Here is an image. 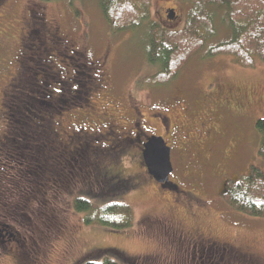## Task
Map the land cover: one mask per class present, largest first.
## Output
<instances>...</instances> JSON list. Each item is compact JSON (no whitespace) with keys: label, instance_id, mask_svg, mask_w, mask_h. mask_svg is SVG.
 <instances>
[{"label":"rangeland","instance_id":"obj_1","mask_svg":"<svg viewBox=\"0 0 264 264\" xmlns=\"http://www.w3.org/2000/svg\"><path fill=\"white\" fill-rule=\"evenodd\" d=\"M0 3V136L7 122L2 108L4 93L42 89L41 81L47 80H43V69L62 82L80 78L89 87L88 101L82 110L73 107L64 115L53 117L58 134L56 141L58 138L62 144L53 142L46 149V157L50 161L54 160L50 151L52 154L59 151L65 143V135L71 130L84 129L90 137L100 135H93L94 132H107L103 141L96 144L115 149L118 147L115 134H120L119 138L132 136L128 130L132 129L138 115H142L139 120L146 126L145 131L160 137L163 131L157 118L170 117L172 133L164 135L165 138L170 137L164 141L172 147L170 162L173 173L169 180L204 202L200 205L202 208H197L194 203L188 205L190 213L187 214L178 210L179 218L187 228L198 226L204 236H211L218 242L234 243L235 239L238 240L236 243L247 242L253 251L252 256L261 255L264 261V217H251L236 211L227 204L223 194L217 193L224 179L236 181L248 175L252 167L264 173V158L258 155L261 135L255 125L257 120L264 119V62L254 56L253 64L245 66L251 55L243 60L228 53L208 55L212 47L231 40L232 32L225 18L226 12L229 14L232 9L226 12L225 9H216L209 13L215 28L213 35H207L203 46L195 50L166 82L157 79V67L146 60L147 31L144 23H153L159 32L180 30L185 26L191 8L187 2L151 0L144 23L137 26V22L130 29H113L96 0H2ZM26 7L30 9L31 16L36 15L35 10L44 13L45 25L56 29L67 41H64V47L72 44V63L67 64L66 59L60 56L61 52L69 55L67 49L64 50L66 52L60 48L58 52L50 51L45 45L48 43L43 41L41 46L45 45L48 51L41 46L38 52L34 51L37 47L33 44L34 37L40 36L32 26L27 28L22 23L27 21ZM169 8L173 9L174 18L172 14L168 15ZM31 27V38L25 39V32L28 33ZM58 43H62L61 40ZM79 54L96 64L90 73L84 69L83 60L75 57ZM45 87L44 91H47ZM72 87L77 88L76 84ZM216 89L221 92L214 93ZM66 91L64 87L63 94ZM225 92H229L228 109L202 117L213 112L210 101L214 98L200 96L214 93L213 96L219 98L228 94ZM202 101L207 103L203 107L205 111L201 109ZM152 114L156 115L155 119ZM204 120L208 124L211 121L216 128L209 142H187L184 133H197ZM218 132L221 135H217ZM126 154L118 161L117 175L129 180L131 187L126 185L119 190L120 196L102 197L99 188L103 187L96 186V193L88 199L95 207L112 202L126 204L132 215L128 228L116 230L96 222L84 223L85 218L92 221L98 213L87 216L75 210L74 195L84 192L86 196L90 192L86 190V183L78 182L70 190H65L72 177L69 171L75 168V162L71 163L69 158L70 164L64 165L69 177L54 181L46 171L47 176L36 190L38 198L32 203L27 207L23 204L31 197L30 192L21 197L24 201L20 199L19 204L2 207L6 216L2 221L14 234L17 245L24 247L16 248L12 244L5 248V243L0 241V264H80L86 255L100 257V251L106 248H116L126 257L124 262L116 260L117 264H194L189 257L190 249L186 250L184 246L178 250L179 236L167 227H159L153 220L172 204L170 197L173 192L169 193L166 188L170 184L162 186L154 181L146 168L139 165L138 158ZM207 154L211 157L207 158ZM74 179L71 178L72 181ZM64 228L72 230V233H59ZM183 241L187 240L182 238ZM45 242L50 246L45 247ZM35 244L37 248L32 251Z\"/></svg>","mask_w":264,"mask_h":264},{"label":"trees","instance_id":"obj_2","mask_svg":"<svg viewBox=\"0 0 264 264\" xmlns=\"http://www.w3.org/2000/svg\"><path fill=\"white\" fill-rule=\"evenodd\" d=\"M96 1L99 3L102 15L113 29H130L135 27L137 22H139L138 26L145 21L151 0ZM180 1L187 2L191 6L182 29L159 32L153 23L143 22L147 31L146 60L157 67L158 80L168 81L183 62L195 50L203 46L205 37L213 35L215 28L212 27L209 13L216 9H225V12L232 9L229 14L226 12L225 18L232 32L231 40L212 47L208 55L228 53L238 60L251 55L250 62L244 64L245 66L253 64L252 57L254 56H258L264 62V0ZM45 45H48L50 50V45ZM45 45L40 46L44 51H48ZM43 71L45 72L43 80L47 79L46 82L41 81L43 89L46 86L47 91L44 93L39 88H34L29 89L28 93L22 90L11 93L9 90L4 96L3 107L7 126L6 136L0 141V228L6 225L2 221L3 217H6L2 213V207L14 203L19 204L20 199L24 201L21 197L31 192V197L23 203L24 207H27L38 198L36 190L40 188L44 176H47L44 170L48 171L49 176L56 174L55 170L52 171L50 167L45 168L51 161L47 159L43 148L42 153L35 156L23 155L25 149L22 145L27 142L31 143L41 135L44 140L53 137L52 118L57 114L58 106L64 102L63 97L56 96L53 92L56 76L53 77L44 69ZM255 125L261 135L258 155L264 158V119L257 120ZM49 141H45L43 145L47 146ZM70 162L73 163L74 160ZM54 167L57 166L54 165ZM223 198L236 211L251 217L263 218L264 173L252 167L248 175L236 181L229 179ZM90 201L82 197L74 201L76 211L87 214V216L98 213V217H94L92 221L85 218V224L96 222L116 230L128 228L131 225L132 215L126 204L112 202L95 207ZM100 252H102L100 257L86 255L80 264H117L116 260L124 262L126 258L116 248H106Z\"/></svg>","mask_w":264,"mask_h":264},{"label":"flooded vegetation","instance_id":"obj_3","mask_svg":"<svg viewBox=\"0 0 264 264\" xmlns=\"http://www.w3.org/2000/svg\"><path fill=\"white\" fill-rule=\"evenodd\" d=\"M1 1L2 0H0V2ZM0 5H2V3H0ZM168 10H169L168 15L172 14L174 18L175 15H174L173 9L169 8ZM30 12H31L30 9L26 7L25 14L27 15V21L22 22V23L27 28L28 26H32L35 29L34 31L40 36L39 38L34 37L35 43L33 44H37V47L34 51L35 52L39 51L40 45H41L40 43H42L43 41L44 43H48L49 45H54L53 47L50 48V51L58 52V48H60L62 51L67 49V52L69 53V55H66L62 52L61 54L60 53L59 54L61 57L66 59L67 64L72 63L70 62V60L73 59V56L71 53H74L73 49L70 48L72 44L69 43L65 47L63 46L64 41L65 42L67 41L58 34V31L56 29L51 28V26L47 27L45 25L44 13L42 11L35 10V14H36L35 16H31ZM173 18H169V19L173 20ZM32 27L28 29V33L25 32V35H24L25 39L31 38L30 33L32 32V29H33ZM55 39H56V42H55ZM20 40L23 41V39H20ZM59 40H61L62 43H58ZM33 44L31 43V45ZM58 44H60L59 47H58ZM75 57H80V59L83 60L84 67H85L84 69L89 71V73L91 70L95 69L96 64L91 61L86 60V57L83 54L75 55ZM89 64H91L92 67ZM100 65L98 66L100 67ZM96 72H98V68H96ZM88 75H90L91 77V74H88ZM56 78L57 80L54 81V84H53L54 86L53 92H54V95L63 97L64 102L60 104V106H58L57 108L58 111H56L57 114L55 116L59 117L60 115H64L65 112L73 110L71 109L73 107H76V109L78 110L81 108L82 110L85 107L86 101H88V98H87V96L89 95L88 83L86 81H81L80 78L78 80L79 82L74 79H71V80L65 79V82H62V79H60L57 76ZM74 78L75 79L77 78V76L75 77V73H74ZM86 80L88 81V79ZM75 84L77 87L76 89L72 87V85L75 86ZM63 86L67 88L66 92L68 94H66V92L65 94H63L62 92L64 88ZM39 90L42 91V93H44L43 87L42 89H39ZM219 92H221L220 89H216L214 91V93H219ZM225 93H228V94L222 95L219 98L214 97L213 94L209 96L199 95L201 98H204V99H207L208 97H210L211 99L214 98V100L210 101L213 112L210 111V113L207 116H204L203 114L202 117L206 118L211 114L220 113L221 111L228 109L227 106H228L229 101L227 97L229 96V92H225ZM77 94H81V95H77ZM5 95L6 93H4L3 96ZM75 96H79V98L75 99ZM200 102H198V104H200ZM206 106H207V103L202 101L201 109L205 111L203 107H206ZM2 108L4 110L3 105H2ZM133 108H136V107H133ZM3 113H4V119L6 120L5 112ZM70 113H73V112H70ZM141 117H142L141 114L138 115L137 118L132 123V129L128 130L130 133L131 132L133 133L132 136L125 135L123 136V138H119L120 134L119 135L115 134L114 140L118 144V147L115 149L103 147V146L96 144V143H100L101 141H103L104 136L107 132H101V133L94 132L92 133L93 135L94 134H100V135L90 137L86 134V131H84V129H80L79 131L71 130L69 133L65 135V138H64L65 143L63 147H61L59 151L53 154L50 151L51 153L50 155L51 157L53 156L54 160L51 161L49 165L52 166L50 167L52 171L55 170V173H56L54 175H51L54 177V181L62 180V177L70 176V175L66 176V174H68V171L64 168V165L67 163L70 164L68 161H69V158H71L75 162V168L74 170L69 171V173L71 174L73 178L75 177V179L72 181L71 180L72 177L70 178V185L65 190L66 191L70 190L71 189L70 187L71 186L73 187V185L76 182H78L81 184L86 183L87 184L86 190L90 192L86 196L84 192L81 194L79 193L78 195H74L75 197L73 198L75 200L80 197L88 199L89 196H92L94 193H96L94 192V188L96 186L103 187V189L97 187L100 189L99 194L102 195V197L103 196H113V195L120 196L119 192L123 188H125L126 185L128 186L130 182L125 177H120L117 175V170L119 168L117 164H118L119 159L121 157L123 159L127 155L126 153H129L132 156H135L136 158H138V163L141 167H145L144 161H143L144 145L147 142V139L149 137L160 136L156 134H148L145 131L146 126L143 123H141L142 120H139V118ZM151 117L155 119L156 115L152 114ZM214 118L215 120H217L216 117ZM157 119H158L157 120L158 124L161 126V129L163 131V134L161 136L164 137V135L166 134H171L172 129H171L170 117L160 116ZM52 121H53V128H54L53 137L52 138L49 137L47 138V140H44L41 135L40 137L32 140L31 143L27 142L25 145H22L25 149V152L23 154L24 156L31 157L39 153H42V148L44 149V153H46L47 151L46 149H49L50 145L53 144V142L59 145L62 144L58 138L56 141V137L58 136V134L54 126L55 120H53V118H52ZM176 123H178V121ZM6 126H7V123L4 124V133H2V135L0 136V141H2L4 137L6 136ZM215 129L216 128H214L213 125H211V121H209V124H208L206 123V120H204L201 122L199 131L197 133H193V132L191 133L183 132V133L186 135L188 139L187 142L193 143L195 141H198L199 143L202 144L203 142H206L210 139V136L212 135L213 131L215 132ZM216 134L221 135L219 132ZM168 138L164 137L163 140L164 139L166 140ZM45 141H49L47 146L43 145ZM233 142L235 143L234 140ZM69 148H71V150ZM128 148H133V149H128ZM132 151H134V153H131ZM121 152L123 153L121 154ZM170 155H172V147H170ZM206 156L207 158L211 157L209 154H207ZM19 164L21 165L20 162ZM54 165H56L57 167H54ZM45 168H47V166H45ZM46 171L47 170H44V172ZM62 172L65 175L61 174ZM172 173H173V169H172ZM219 174L224 176V174L222 173H219ZM170 177L171 175L169 176V178ZM169 181H170L169 183L170 185L166 188L168 189L169 193L173 192V195H171L170 197V201H172V204L168 205V207L165 210H163L159 214L158 217H154L153 220L155 221L156 225H159V227H163V226L167 227L169 230L173 231L174 234H177L179 236L180 243L178 246V250H180L184 246L186 247V250L190 249L189 257H190L191 262H193L194 264H264V261L261 255L252 256L253 251L250 250V245H248L247 242L239 241L238 243H236L238 241L236 239L234 240V243L218 242L211 236H207V235L204 236L203 232L200 230L198 226L187 228L186 225L179 218L178 212L182 210L186 214L190 213V211H188L190 206L188 205H190L191 203H194L197 208H202L200 207V205L204 202L199 199H195L196 197L191 191H189V194H188L184 189L180 187L179 184L171 180ZM224 182L221 184V186H219V189L217 192L219 193V195L220 193L222 195L225 192L228 180L224 179ZM51 183H49L50 186H51ZM128 187H131V185H129ZM183 190L185 192H183ZM73 198L71 197L70 200H72ZM180 203L183 205H180ZM188 215L192 216L193 214H188ZM148 219H151V218H148ZM62 232H64L65 235H69L72 233V230L67 231L64 228L59 231V233H62ZM182 238H185V240L187 241L186 242L183 241L182 243ZM0 241L5 243V248H6V245H9V248H10L12 244H15L16 248L24 247L23 245H17L18 241L15 239L14 234L9 230V227L7 224L4 226H1L0 228ZM43 245L45 247L50 246L49 243L47 244V242L43 243ZM9 248L7 250H9ZM36 248H37V245L35 244L34 248L31 250L34 251L36 250ZM196 258L198 259V262H196ZM244 258H246L248 262H246Z\"/></svg>","mask_w":264,"mask_h":264},{"label":"water","instance_id":"obj_4","mask_svg":"<svg viewBox=\"0 0 264 264\" xmlns=\"http://www.w3.org/2000/svg\"><path fill=\"white\" fill-rule=\"evenodd\" d=\"M143 161L147 174L154 181L162 186L169 185V175L172 173L170 147L162 137L151 136L147 139L143 150Z\"/></svg>","mask_w":264,"mask_h":264},{"label":"bare ground","instance_id":"obj_5","mask_svg":"<svg viewBox=\"0 0 264 264\" xmlns=\"http://www.w3.org/2000/svg\"><path fill=\"white\" fill-rule=\"evenodd\" d=\"M142 17V16H141ZM136 24V23H135Z\"/></svg>","mask_w":264,"mask_h":264}]
</instances>
